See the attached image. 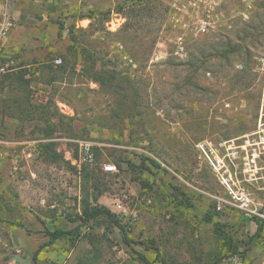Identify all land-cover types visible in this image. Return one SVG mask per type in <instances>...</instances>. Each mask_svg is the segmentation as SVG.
Listing matches in <instances>:
<instances>
[{"label":"rangeland","instance_id":"rangeland-1","mask_svg":"<svg viewBox=\"0 0 264 264\" xmlns=\"http://www.w3.org/2000/svg\"><path fill=\"white\" fill-rule=\"evenodd\" d=\"M140 1L0 17V264H264V0Z\"/></svg>","mask_w":264,"mask_h":264},{"label":"trees","instance_id":"trees-1","mask_svg":"<svg viewBox=\"0 0 264 264\" xmlns=\"http://www.w3.org/2000/svg\"><path fill=\"white\" fill-rule=\"evenodd\" d=\"M1 1V0H0ZM149 5V3L146 1L141 0L137 6V9L139 10L138 12L140 13H145L146 11L149 10V8L147 7ZM85 16H83L80 19H84ZM93 22V21H92ZM92 22H91V27H92ZM64 28V24L60 23L59 24V37L61 36L62 30ZM81 31H85L84 29H81ZM96 30H94L95 32ZM70 38L73 42L74 45L79 43V38L74 35V33L70 34ZM72 48V47H71ZM101 216H107L109 218H111L113 221H115L116 223L118 222V216L116 214H113L110 212V210L106 209V208H91V209H87L84 212V217L81 218L80 220L85 223L91 220H96L99 219ZM79 226L73 230H62V229H58L55 231H46V236L49 237L50 241L47 243V245L53 244L55 241L63 239V238H67L70 236H73L75 234V231L78 230ZM215 230L218 236H222L224 234V231L220 229V225L219 224H215ZM37 257V253L35 254L33 261L36 260ZM143 257V256H141ZM144 259H146L145 257H143Z\"/></svg>","mask_w":264,"mask_h":264},{"label":"crops","instance_id":"crops-1","mask_svg":"<svg viewBox=\"0 0 264 264\" xmlns=\"http://www.w3.org/2000/svg\"><path fill=\"white\" fill-rule=\"evenodd\" d=\"M4 6H5V9L9 11L10 17H16L17 16L18 9H19V7L17 6V0H7V3ZM1 7H2V5H0V10H1ZM24 68H25V66L22 65V66L17 67V68H15L13 70H14V72H17V71H20V70H22ZM13 70H12V72H13Z\"/></svg>","mask_w":264,"mask_h":264},{"label":"built area","instance_id":"built-area-1","mask_svg":"<svg viewBox=\"0 0 264 264\" xmlns=\"http://www.w3.org/2000/svg\"><path fill=\"white\" fill-rule=\"evenodd\" d=\"M0 17L3 18V22H1V26L4 27L6 26L7 24V21L10 20V13L8 10L5 9V11H3L1 14H0ZM262 218H264V214L261 215Z\"/></svg>","mask_w":264,"mask_h":264}]
</instances>
